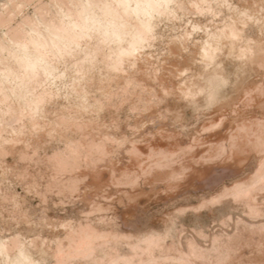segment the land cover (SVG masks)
<instances>
[{
    "label": "bare ground",
    "instance_id": "1",
    "mask_svg": "<svg viewBox=\"0 0 264 264\" xmlns=\"http://www.w3.org/2000/svg\"><path fill=\"white\" fill-rule=\"evenodd\" d=\"M2 2L0 264H264V0ZM46 192L77 221H32ZM190 193L241 209L234 231L156 225Z\"/></svg>",
    "mask_w": 264,
    "mask_h": 264
},
{
    "label": "rangeland",
    "instance_id": "2",
    "mask_svg": "<svg viewBox=\"0 0 264 264\" xmlns=\"http://www.w3.org/2000/svg\"><path fill=\"white\" fill-rule=\"evenodd\" d=\"M2 1H6V0H0V4L4 3ZM161 27L165 28L164 25H161ZM162 28H160V29H162ZM213 114L215 115V113H213ZM213 114H212V116H214ZM220 114H222V112L216 113V115L214 116L213 119L215 120V118L218 117ZM188 118H191L190 114H188ZM191 126H192V128L195 127L193 122H192ZM197 126L198 125H196V127ZM207 135L208 134H206V133L204 134V136H205L204 142L209 143V142H213L216 140L213 137L211 139L208 138ZM8 160L10 161V158ZM16 179H17L16 177H12V176L9 177L8 176V178L5 179V181L3 183V187L9 188L12 186L13 190H15L17 193H19V195L23 196V195H25V193L23 192L22 187L20 185H18L17 182H15ZM113 193H115V191ZM53 194L54 193L46 192L45 196L47 199H46V202H44V203L42 201L40 202L41 199L37 198L38 196L37 197L34 196L33 193H31L27 196V204H26L27 208H26V210H28L30 212V217L32 218V221H37V219L40 217V213L43 210L44 211H49V210L53 211L54 210L55 217H61L63 220L66 219L67 221H70V222H76L77 219L81 215L77 214V213H73V212L71 213L70 212V210H69L70 204H68L69 200L67 199V197H65L64 195H62V197H61V195H57V194H56L57 197H55L54 196L55 194L54 195ZM151 194L152 193H150L149 198L151 197ZM210 196H211L210 193H200V194L199 193L198 194L190 193V194H187L185 197L178 199L173 204H166V202H155V203H152L149 205H151V209L154 211V215H155L156 219L157 220L159 219V221H162L161 223L156 224L158 226L159 225L162 226L164 220L167 218V216L165 217V213L167 212V214H170V216H169L170 219L168 221V223L170 224L169 230L171 231V235H172V238L174 240H176L177 236H179V235L181 236V239H183V240L185 238H191L192 237L200 245H202L204 247H208L210 245V243H209L210 237H212L213 235H224L226 233L227 234L232 233L234 231V226H233L234 220L238 217H242L241 209L240 210L235 209V208L231 207L230 204L224 205V202L221 204H218V205L208 206V208L203 207L202 209L194 210L195 208H197V206H199L201 200L202 201L207 200ZM114 199L115 198L113 197L112 200L110 201V203L115 204L117 201L116 200L117 197L115 200ZM59 202H61L62 204H60ZM10 203L11 202L7 201V202H3L1 204V202H0V206L1 205L3 206V207L1 206L2 207L1 209H3V211H1V209H0V211L1 212L10 211V207H11ZM197 203H199V204H197ZM4 205H6V206H4ZM84 208L85 207H82L83 210L80 208V211L81 212H87L86 209H88V208H85V209ZM179 210H182V211H179ZM64 211H67V214L64 215ZM4 214L5 215H3V213H2V216H0V238L9 237L11 235L17 234V232H19V228H20V227L16 226V223L18 221L17 218L6 217V213H4ZM71 214H72V216H71ZM69 216H71V218ZM162 216L165 218H163ZM227 216L231 217V221H224V219ZM4 219H5V221H4ZM7 221L9 223H7ZM159 221H157V222H159ZM224 222H226L225 223L226 225L224 224ZM155 223H156V220H155ZM224 226H226V227H224ZM26 234H28V233H26ZM32 234H33L32 232L29 233V235H32ZM201 234L207 236L209 239L208 238L202 239ZM198 235L201 237H197Z\"/></svg>",
    "mask_w": 264,
    "mask_h": 264
}]
</instances>
